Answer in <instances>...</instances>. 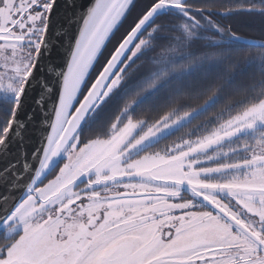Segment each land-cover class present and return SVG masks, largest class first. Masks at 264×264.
Wrapping results in <instances>:
<instances>
[{
    "label": "snow or ice",
    "instance_id": "6c2138e0",
    "mask_svg": "<svg viewBox=\"0 0 264 264\" xmlns=\"http://www.w3.org/2000/svg\"><path fill=\"white\" fill-rule=\"evenodd\" d=\"M161 2L131 21L97 71L136 0H0V264H264V211L244 218L264 206V191L240 214L221 205L214 186L192 188L185 200L177 185L106 219L91 211L93 200L82 195L89 189L78 190L85 169L71 151L76 122L70 139L61 136L67 119L58 109L71 100V116L85 97L96 107L104 96L102 107L122 89L142 52L144 22Z\"/></svg>",
    "mask_w": 264,
    "mask_h": 264
},
{
    "label": "rangeland",
    "instance_id": "374dc122",
    "mask_svg": "<svg viewBox=\"0 0 264 264\" xmlns=\"http://www.w3.org/2000/svg\"><path fill=\"white\" fill-rule=\"evenodd\" d=\"M246 36L264 40L254 35ZM187 120L185 117L173 123H158L145 132L142 121H129L121 127L114 125L107 137L96 138L79 150L76 149L77 137L72 143L71 151L77 157L83 155L80 164L93 175L84 183V189H89L84 195L93 200L90 207L97 218L103 211L105 218L110 219L117 208L127 209L130 205L157 197L147 195L139 200L137 197L113 199L109 197L111 195H170L177 185H184L183 193L187 200L192 188L214 186L209 191L214 193L222 206L230 207L231 210L239 205L237 208L246 212L245 202L250 204L253 194L258 195L260 191H264V167L255 171L240 167L233 169L230 163L222 166V169L225 168L221 171L215 162L217 153L226 149L229 144L264 132V101L229 118L200 138L184 142L173 141L171 136ZM126 128L127 133L119 142H114V138ZM254 156L264 157V153L257 151ZM186 178H191L188 184L184 183ZM152 181L159 183L153 186ZM228 185L231 187H226ZM234 194L240 198L233 199ZM105 209L108 211H104ZM261 211H264V206L252 205L249 216L255 218ZM205 212L207 216H211L207 209L201 210L199 214L203 215ZM228 219L231 220V217ZM219 223L222 224L223 220Z\"/></svg>",
    "mask_w": 264,
    "mask_h": 264
},
{
    "label": "trees",
    "instance_id": "16d2710c",
    "mask_svg": "<svg viewBox=\"0 0 264 264\" xmlns=\"http://www.w3.org/2000/svg\"><path fill=\"white\" fill-rule=\"evenodd\" d=\"M141 1L138 0L136 5L142 7L147 0ZM200 5L210 16L219 17L215 20L217 25L229 26L224 28L221 37L214 33L211 40L191 39L189 57L176 60L169 70L165 71L161 62L144 65L132 81L136 84L145 77L136 93L127 94L125 100L110 99L87 120L83 130L91 133V139L107 137L127 102L135 100L134 94L150 91L158 84H163L157 89L159 93L143 105L156 107L151 113L144 114L152 121H158L171 109L196 110L193 116L187 117V124L203 115V118H211L220 114L228 118L264 101V49L235 41L239 38L264 43V40L246 36L264 38V0H200ZM164 21H168L173 36L176 35L174 28L183 25L176 18H162L161 22ZM155 50L149 51L148 58ZM158 53L160 50L155 55ZM214 127L211 123L208 132Z\"/></svg>",
    "mask_w": 264,
    "mask_h": 264
},
{
    "label": "flooded vegetation",
    "instance_id": "af4514ba",
    "mask_svg": "<svg viewBox=\"0 0 264 264\" xmlns=\"http://www.w3.org/2000/svg\"><path fill=\"white\" fill-rule=\"evenodd\" d=\"M144 0H142L140 3H142ZM166 1L168 4L172 5V9L168 11L167 14L159 17L154 24L144 33V35L141 37V41H138L137 44L142 50L141 55L135 60L134 63L131 64V66L128 68V70L124 73V86L122 89L112 96V98L116 97V100L119 99H127L128 95H130L133 92H137L138 85L140 82H142L145 77L140 80V82H137L134 84L132 81L135 79L134 75L137 71L141 70L144 65L148 63H159L161 62L164 66V69L166 71L170 68H173L174 62L176 60H185L189 57L190 53V41L191 39H209L211 40L213 38V34L217 33L219 37H221V33L224 30L225 27H229L228 25L222 26L217 25V22L219 20V17H216L214 15L210 16L208 10L204 8L202 5H200V0H162V2ZM139 4V3H138ZM153 4V0H147L145 3L140 7L139 5H136V8L133 12V17L129 18L127 23L123 26L122 29L116 34L106 51L104 52L100 62L97 65V71H99L100 66L104 63V59L108 56L109 51H111L113 45L117 42V40L120 38V36L123 34L125 29L128 28L129 24L133 19L136 18V16L140 15L146 8H148L150 5ZM139 7V9H138ZM236 9V8H235ZM238 11V10H237ZM210 16V17H209ZM162 18H166L167 20H171L172 18H176L180 23L183 25L180 27H175L176 35H171V27H169L168 21L167 22H161ZM216 20V21H215ZM155 43V45H154ZM155 52L151 54L150 58H148V53L150 50L155 49ZM137 49L134 48L133 52H135ZM160 50V53L157 55L156 52ZM132 58V53H129V60ZM129 60H126L124 64L121 66V69L125 67L129 63ZM120 77V73L117 72L116 77L114 79ZM163 86V84H158L156 88H153L150 91H146L144 93L134 94L135 100L131 103L127 102V106L123 108V110L120 112V115L118 117V121L115 124L121 127L125 123L129 121H142L145 132L150 126H154L158 123L162 122H168L173 123L176 120L183 119L185 117H191V114L193 116L194 112L196 110H193L191 112H187L184 109H171L167 114H165L162 118H160L158 121H152L151 119H148V117H145L144 114L151 113V111H154L156 107H144V102L148 103L151 102L150 98L152 95H157L159 91L157 89H160ZM111 90V85H109V88L107 89L106 93L108 94ZM158 91V92H157ZM128 94V95H127ZM127 96V97H126ZM111 98V99H112ZM110 100L108 101V103ZM107 103V104H108ZM200 109V108H199ZM238 115V114H235ZM231 115L228 118H226L223 115H215L214 117H205L203 118L198 116V118H195L193 122L187 124L184 123L183 127L178 130L177 132L173 133L172 139L173 141H189L196 138H200L207 133H209L208 126L211 123L215 124V127L211 130L213 131L215 128H217L220 124H222L224 121L228 120L229 118L235 116ZM97 117V116H96ZM91 133H87L86 129L81 130V132L78 135V141H84V143L81 145V147H85L86 145H89L91 141L94 139H91ZM170 137V138H171ZM226 149L221 150L217 153V161L215 162V165L220 166L221 171L222 166L226 164L232 163L233 169L240 167L243 170H253L255 171L260 170V167H264V157L258 158L257 156H254L257 151L260 153H264V132L257 133L255 135L247 136L246 138L239 139L231 144H229ZM64 161H62L63 163ZM86 187L85 184L78 187V190H84ZM88 193V191H82V195ZM136 195H143V194H136ZM150 195V194H149ZM153 196H158L159 194H151ZM126 195H111L109 197L113 199L123 198ZM99 198V197H97ZM136 198V197H134ZM185 200H187L186 195L184 194ZM234 205V204H233ZM234 210L236 213L244 214L245 212L241 210L240 208L234 207ZM244 218L251 222L255 218L250 217L249 215H245Z\"/></svg>",
    "mask_w": 264,
    "mask_h": 264
},
{
    "label": "water",
    "instance_id": "95a60500",
    "mask_svg": "<svg viewBox=\"0 0 264 264\" xmlns=\"http://www.w3.org/2000/svg\"><path fill=\"white\" fill-rule=\"evenodd\" d=\"M138 0H136L137 3ZM172 9V5L168 4L166 1L161 2V4L159 5V7L157 9L154 10V15H151L149 17H147V19L145 20V25L146 27L144 28V33L154 24V22L161 16L165 15L168 13V11ZM236 42H240L242 44H246L249 46H254L257 48H262L264 49V43L262 42H257V41H250V40H243V39H235ZM122 66V65H121ZM114 79V77H113ZM108 89V88H107ZM107 89H104V93L105 96L108 95L106 93ZM78 90V86L76 89L73 88V85L71 84V82L68 84V93L71 95L72 99H75V91ZM96 95H99V93L97 92ZM104 96H100V101L104 100ZM100 101H94V103L96 104V107H92V103H90L88 101V98L85 97L83 99V101L81 102L80 106L77 107L76 111L72 113L71 116H68V110L71 108V100L67 101L61 109H58V111L61 112V117L66 118L67 119V123L64 124V133H61V136H63L65 133H68V138H71V133L69 131V129L72 127L73 125V121H75V127L72 128V131H76L77 133V137L79 135V133L81 132L83 126L85 125V123L87 122V120L90 118V116L96 112V110H98L101 106H100ZM88 108H91L92 110L89 112ZM86 114V115H85ZM74 142V141H73ZM57 143H59V141H57ZM90 144V143H89ZM62 162V161H61ZM88 173H91V171H84L83 176L84 178L80 181V183L78 184L77 187L83 185L85 182H87V180H89L90 178L93 177L92 173L91 175H88ZM149 194H143V195H127L124 196L126 198H134V197H143V196H147ZM151 195V194H150Z\"/></svg>",
    "mask_w": 264,
    "mask_h": 264
}]
</instances>
